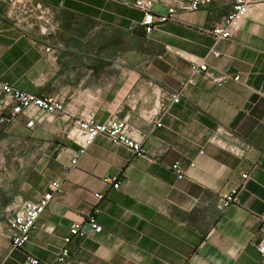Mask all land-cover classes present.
Masks as SVG:
<instances>
[{
    "label": "crops",
    "instance_id": "0c3cea01",
    "mask_svg": "<svg viewBox=\"0 0 264 264\" xmlns=\"http://www.w3.org/2000/svg\"><path fill=\"white\" fill-rule=\"evenodd\" d=\"M12 4L0 0V84L58 94L72 115L94 108L99 122L126 118L150 135L142 154L98 136L72 164V121L50 115L26 129L24 117L4 123L10 107L1 110L0 219L59 183L28 242L14 249L9 233L0 234L4 264H22L26 255L53 260L71 223L96 206L102 231L72 238V264H258L264 2L217 42L206 29L229 11L225 0L178 8L149 34L142 12L120 0H33L30 13L12 11ZM203 58L209 74L193 75L191 60ZM174 92L181 93L177 103ZM175 161L183 178L170 169ZM234 188L238 202L220 208L221 195Z\"/></svg>",
    "mask_w": 264,
    "mask_h": 264
},
{
    "label": "built area",
    "instance_id": "2783aa9c",
    "mask_svg": "<svg viewBox=\"0 0 264 264\" xmlns=\"http://www.w3.org/2000/svg\"><path fill=\"white\" fill-rule=\"evenodd\" d=\"M12 4L11 10L20 9L23 12L30 13L32 11L30 4L33 0H9ZM126 5L133 6L142 12L141 24L144 26L146 34L160 25L172 20L177 13L178 8L189 11H195L203 5L209 4L215 0H120ZM229 5V11L221 19L214 21L206 29V31L214 38L215 42L219 40L230 39L241 26L242 21L248 15L252 6L261 4L264 0H225ZM161 4L165 7V11L158 12L154 6ZM50 47H46L45 51H50ZM209 54L218 57L219 52L212 48ZM190 70L193 75L209 74L206 59L191 60ZM218 82H222L224 77L214 78ZM234 79H238L235 76ZM192 83V79L187 81ZM181 93L174 92L170 96V101L177 103L180 101ZM10 107L9 114L4 117V123L18 121L24 117V126L26 129H32L38 121L45 119L47 116L54 115L72 121L70 128L67 130V138L78 145V151L71 160L72 164L77 162L78 156L82 155L86 149L93 143L98 136H105L113 142L120 143L136 154L144 152V144L150 133L133 127L126 118L111 117L104 122L96 119V111L94 108L84 109L77 115L68 112L65 106V100L58 94L49 93L46 95H38L8 83L0 84V111ZM166 110V106L162 107ZM151 117V116H150ZM160 122H156L155 126H160ZM247 147H244L243 153ZM193 165V164H191ZM170 169L178 178L184 177V171L181 169L179 162L175 161ZM248 173H243L242 178L247 179ZM105 183H112L113 188H119V181L116 177L106 176L103 178ZM59 183L51 182L46 190H44L36 201H25L8 219L9 239L14 249L21 248L30 239L32 229L39 216L44 213L51 205L54 195L58 191ZM239 189H232L230 192L224 193L220 197V208L238 202ZM94 197L98 200H104L102 193H94ZM100 212L98 206L94 207L86 218L82 221H73L69 227V235L63 238V245L56 253L53 260H41L32 255H26L22 264H72L70 261V252L68 245L75 236L87 237L93 233L102 231V226L98 223L96 214ZM261 222L260 234L254 246L260 254L258 264H264V210L259 215ZM0 264H4V259L0 255Z\"/></svg>",
    "mask_w": 264,
    "mask_h": 264
},
{
    "label": "rangeland",
    "instance_id": "374dc122",
    "mask_svg": "<svg viewBox=\"0 0 264 264\" xmlns=\"http://www.w3.org/2000/svg\"><path fill=\"white\" fill-rule=\"evenodd\" d=\"M9 233L8 230V220L7 219H0V234L1 233Z\"/></svg>",
    "mask_w": 264,
    "mask_h": 264
}]
</instances>
